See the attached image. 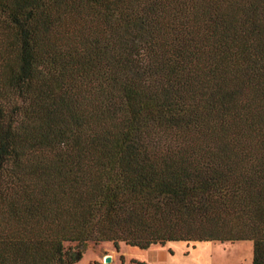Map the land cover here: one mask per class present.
I'll return each mask as SVG.
<instances>
[{
	"label": "trees",
	"instance_id": "trees-1",
	"mask_svg": "<svg viewBox=\"0 0 264 264\" xmlns=\"http://www.w3.org/2000/svg\"><path fill=\"white\" fill-rule=\"evenodd\" d=\"M239 240L264 264V0H0V264Z\"/></svg>",
	"mask_w": 264,
	"mask_h": 264
},
{
	"label": "rangeland",
	"instance_id": "rangeland-1",
	"mask_svg": "<svg viewBox=\"0 0 264 264\" xmlns=\"http://www.w3.org/2000/svg\"><path fill=\"white\" fill-rule=\"evenodd\" d=\"M253 243L239 241H174L140 249L124 242L117 249L113 242L89 243L83 247L78 264H131L134 259L147 264H252ZM111 256V262L105 258Z\"/></svg>",
	"mask_w": 264,
	"mask_h": 264
},
{
	"label": "water",
	"instance_id": "water-1",
	"mask_svg": "<svg viewBox=\"0 0 264 264\" xmlns=\"http://www.w3.org/2000/svg\"><path fill=\"white\" fill-rule=\"evenodd\" d=\"M105 261H106V262H111V256H107V257L105 258Z\"/></svg>",
	"mask_w": 264,
	"mask_h": 264
},
{
	"label": "crops",
	"instance_id": "crops-1",
	"mask_svg": "<svg viewBox=\"0 0 264 264\" xmlns=\"http://www.w3.org/2000/svg\"><path fill=\"white\" fill-rule=\"evenodd\" d=\"M251 241V240H250ZM170 242H174V241H169L168 243H170ZM252 243H253V241H252ZM254 249V248H253ZM252 264H253V259H252Z\"/></svg>",
	"mask_w": 264,
	"mask_h": 264
}]
</instances>
